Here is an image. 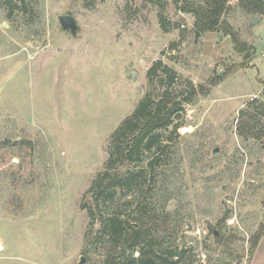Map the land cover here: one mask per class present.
I'll return each mask as SVG.
<instances>
[{"label": "rangeland", "instance_id": "374dc122", "mask_svg": "<svg viewBox=\"0 0 264 264\" xmlns=\"http://www.w3.org/2000/svg\"><path fill=\"white\" fill-rule=\"evenodd\" d=\"M10 1L0 0V264H77L82 255L105 264L107 236L85 242L80 205L114 129L146 91L162 93L161 71L147 77L157 60L175 71V88L203 89L184 106L154 190L170 213L161 235L185 251L178 264H264V111L246 115L264 101V13L230 0L223 19L234 42L221 30L197 36L194 15L173 0L164 2L167 30L149 0H24L32 15ZM62 14L76 19V34L61 28ZM144 197L127 199L135 207Z\"/></svg>", "mask_w": 264, "mask_h": 264}, {"label": "trees", "instance_id": "16d2710c", "mask_svg": "<svg viewBox=\"0 0 264 264\" xmlns=\"http://www.w3.org/2000/svg\"><path fill=\"white\" fill-rule=\"evenodd\" d=\"M95 1L85 0L84 4L91 7ZM149 1L160 5L159 22L167 30L170 23L163 14L165 0ZM229 1L173 0L179 9L194 15L197 36L206 31L221 30L230 35L234 42H239L237 32L223 19L229 8ZM237 2L248 14L264 13V0ZM21 7L31 15L34 13L24 0L21 1ZM12 12L13 9L9 16ZM158 70L161 73L157 83L162 88V93L155 99L150 90L146 91L134 110L114 129L108 140V157L84 192L83 199H87L86 203L80 205L89 217L88 229L84 234L85 242L89 243L96 234L107 236L109 246L105 252V264H178L185 252H177L161 235L163 230L170 229V213L165 208L167 203H161L153 194L163 168L170 164L168 161L169 151L173 146L172 135L184 124L181 119L184 106L203 89L201 85L195 86L192 83L183 89L175 88V71L162 60L155 61L148 69L149 82L153 83ZM262 94L264 95V85ZM260 107L264 111V101L256 104L246 115L253 119L259 111L262 112ZM244 113L243 109L240 110L239 116ZM166 132L167 137L164 136ZM154 150L156 155L148 157L147 153ZM144 162L145 168H135ZM138 191L146 197L136 201V206L132 207L135 201L127 197H133ZM125 198L124 203L119 205V201ZM96 222L100 224L97 230L94 229ZM260 233L261 230L256 233L255 240Z\"/></svg>", "mask_w": 264, "mask_h": 264}, {"label": "water", "instance_id": "95a60500", "mask_svg": "<svg viewBox=\"0 0 264 264\" xmlns=\"http://www.w3.org/2000/svg\"><path fill=\"white\" fill-rule=\"evenodd\" d=\"M59 23L61 25V28L63 30H68L70 31L71 34H76L77 30H78V24L76 22V19L70 15V14H62L59 16ZM131 75H134V71L132 72ZM86 261V257L85 256H80L77 264H84Z\"/></svg>", "mask_w": 264, "mask_h": 264}, {"label": "bare ground", "instance_id": "6f19581e", "mask_svg": "<svg viewBox=\"0 0 264 264\" xmlns=\"http://www.w3.org/2000/svg\"><path fill=\"white\" fill-rule=\"evenodd\" d=\"M0 249H1V246H0Z\"/></svg>", "mask_w": 264, "mask_h": 264}]
</instances>
